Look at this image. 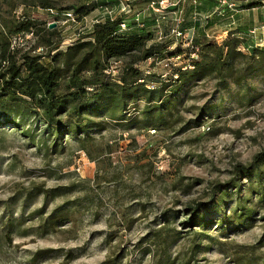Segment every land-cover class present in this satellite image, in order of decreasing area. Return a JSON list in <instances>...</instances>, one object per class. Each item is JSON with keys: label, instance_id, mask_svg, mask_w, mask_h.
Returning <instances> with one entry per match:
<instances>
[{"label": "rangeland", "instance_id": "374dc122", "mask_svg": "<svg viewBox=\"0 0 264 264\" xmlns=\"http://www.w3.org/2000/svg\"><path fill=\"white\" fill-rule=\"evenodd\" d=\"M102 1L0 0V83L13 70L60 69V54L94 43V25L110 20ZM148 1L112 14L127 22L120 33L134 18H159ZM226 1L234 8L186 1L177 39L165 9L161 40L155 23L139 27L151 33V58L105 61L100 85L140 89L133 97L105 94L79 114L66 104L57 127L27 96L0 100V264H264V56L251 66L244 57L264 50V28L234 30L237 15H264V0ZM69 12L75 22L64 23ZM228 37L243 42L230 67L177 80L205 58L200 43ZM69 75L57 94H67ZM101 86L87 85L82 102Z\"/></svg>", "mask_w": 264, "mask_h": 264}, {"label": "trees", "instance_id": "16d2710c", "mask_svg": "<svg viewBox=\"0 0 264 264\" xmlns=\"http://www.w3.org/2000/svg\"><path fill=\"white\" fill-rule=\"evenodd\" d=\"M100 5L101 7L106 5L111 6L109 3H102ZM86 14L87 12L84 8H81L74 13L78 20L85 17ZM147 26L149 27L150 25ZM150 27H152V25ZM128 30L130 31L127 34L120 33L119 20H107L103 23L94 25L93 33L90 35V37L93 38L94 43H78L75 44V47L70 51L60 54L62 56L60 58L63 64L60 69L53 68L50 70L43 64H39L31 67L28 72L29 76L26 77L16 70H13L9 77L10 81L3 80L0 83V100H8L7 102H11L12 100H22L18 97L19 95L27 96L31 100L27 106L41 111V116L45 123L57 127L59 123L58 117L56 116L59 113L58 111L66 104L73 103L74 105L77 102L74 113L79 114L87 108V105L89 102L91 103V100L102 98L105 94L133 97L138 93L137 90L140 89L137 88L132 91L124 84H117V86L114 85L113 89H107L106 84L101 86V83L98 82L101 74L100 71H102L105 61L111 58L127 54L129 55L132 52L141 53L139 58L142 60H147V58L153 56L151 45H148L152 40L151 35H149L151 34L149 33L150 31L146 29L148 35H141L147 31L143 32L142 29L139 30L133 21L128 24ZM242 43V41L233 37H228L223 40L222 45L219 47L216 46V43H209L207 45L205 43H200L205 58L201 57L202 59L200 61H193L190 70L183 71L178 69L175 73L177 80L183 79L184 82H187L193 77H204L209 71L210 73L218 72V69L223 67V65H228L230 67V61L238 56L236 50L238 49L239 44ZM87 47H90L91 51L89 50L84 54L81 60L75 65L73 62L74 59H76V56L84 52ZM263 56L264 50L255 49L250 56L244 57L250 60L249 66H251L256 58H263ZM69 68H74V70L68 72L70 75L65 88L68 92L66 95H59L56 91L58 87L61 86L62 79L67 78L66 75H68V73L65 74L64 70ZM86 73H90V78L87 80L82 77V75ZM222 78L223 77H221V79ZM87 85H99L101 87L94 94V97L88 99L87 103H83L82 100L88 93L85 90ZM148 92L153 91H147L146 93ZM30 111L31 110L28 108L23 112L17 110L16 115L27 114L30 113ZM263 161L264 159L262 162ZM249 172L250 171H247L246 174L249 175Z\"/></svg>", "mask_w": 264, "mask_h": 264}, {"label": "built area", "instance_id": "2783aa9c", "mask_svg": "<svg viewBox=\"0 0 264 264\" xmlns=\"http://www.w3.org/2000/svg\"><path fill=\"white\" fill-rule=\"evenodd\" d=\"M107 1V0H104ZM115 4L112 6H106L105 13L107 14V18L112 19V14H115V12L120 11V13H129V9H130V4L131 2H133L134 0H115ZM186 1L191 2L192 1V6L193 8H195L197 5H199L198 0H149L148 4H147V10H150V12L153 11L154 13L159 14V18L156 16V14H154L155 18L154 23H155V27L157 29V32H159L158 29V22L160 19H163V10L171 8V12L173 13V15H175V17L177 18L175 20V26L168 32H171V34L174 36L175 39H177L178 37L183 36L182 32L180 31L179 25L182 22L181 20V15H182V10H183V5L184 3H186ZM220 4V6L222 7V5H225L226 7H228V9H232L234 8L233 4H228L226 0H217ZM110 9H112V12L110 11ZM53 15V13L51 14ZM54 16H58L57 13H54ZM61 17H64L65 22L64 23H68L70 21L75 22L74 20V16L71 14V12H69L68 14H62L60 15ZM195 16H200L199 13H195ZM135 26L136 27H140L142 28L143 24L141 22H139V20L137 18H134ZM125 24H127V22L121 23L119 24L120 26V30H125ZM154 27V28H155ZM157 34V33H156ZM165 36V32L163 30H160L159 34H158V40H161L163 36ZM253 34V32H252ZM169 66V63H165V67Z\"/></svg>", "mask_w": 264, "mask_h": 264}, {"label": "crops", "instance_id": "0c3cea01", "mask_svg": "<svg viewBox=\"0 0 264 264\" xmlns=\"http://www.w3.org/2000/svg\"><path fill=\"white\" fill-rule=\"evenodd\" d=\"M115 2H116L115 0L102 1V3H107V4L109 3V4H111V6L114 5ZM261 13H263V12H261V11L260 12H257L256 15H254L252 13V18L249 21H243V18H240L241 15H237V17H236V24L234 26V30H237L238 29L239 32H241V34L243 36H246L245 34L248 33L251 30L250 28H252V29L253 28L254 29L257 28L259 30L261 28H264V15L261 14ZM242 15H243V13H242ZM151 23L153 24L154 21L152 20V22H151V19L150 18L145 19V22H144L145 26L146 25H150ZM226 27H229V29H226V31L227 30L231 31V29H230L231 27H230V24L229 23L226 25ZM256 38H258V40L260 41L261 39H264V34L263 35L257 34ZM256 38H253L252 41L255 40Z\"/></svg>", "mask_w": 264, "mask_h": 264}, {"label": "water", "instance_id": "95a60500", "mask_svg": "<svg viewBox=\"0 0 264 264\" xmlns=\"http://www.w3.org/2000/svg\"><path fill=\"white\" fill-rule=\"evenodd\" d=\"M53 27V26H52Z\"/></svg>", "mask_w": 264, "mask_h": 264}]
</instances>
